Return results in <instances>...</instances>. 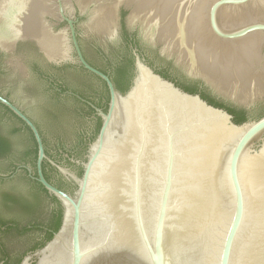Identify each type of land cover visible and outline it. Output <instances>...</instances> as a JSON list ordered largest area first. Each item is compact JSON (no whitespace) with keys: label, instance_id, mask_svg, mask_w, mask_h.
I'll return each instance as SVG.
<instances>
[{"label":"water","instance_id":"obj_1","mask_svg":"<svg viewBox=\"0 0 264 264\" xmlns=\"http://www.w3.org/2000/svg\"><path fill=\"white\" fill-rule=\"evenodd\" d=\"M124 30L145 59L130 45L133 77L123 93L87 59L108 67L99 49L115 58ZM27 38L46 61L74 63L107 86L106 111L65 92L101 118L85 159L73 160L81 176L46 154L24 112L35 115L57 102L27 45L15 51ZM0 49L7 54L0 92L10 99L0 94V103L29 127L37 147L35 169L19 164L15 172L25 167L62 207L58 229L34 251L24 253L41 232L8 237L9 256L23 255L18 264H264V0H0ZM148 63L181 82L200 85L201 79L209 94L245 109L249 118L236 123L225 108L183 90ZM70 78L99 97L98 79L77 68ZM60 98L72 109L62 125L74 146L75 133L95 122L79 115L83 105L74 98ZM0 120L17 126L1 105ZM43 160L76 190L46 180ZM8 168L0 157V174ZM18 180L22 189L35 188Z\"/></svg>","mask_w":264,"mask_h":264},{"label":"trees","instance_id":"obj_2","mask_svg":"<svg viewBox=\"0 0 264 264\" xmlns=\"http://www.w3.org/2000/svg\"><path fill=\"white\" fill-rule=\"evenodd\" d=\"M130 45L136 46L139 49L138 43L135 38L130 36L128 32L124 30V43L122 48L119 50L117 55L114 57L105 54L102 50L99 49L100 54L104 57L108 63V67L100 66L92 61H87L98 69L102 70L105 73H108L116 89L120 92H125L130 84L133 77V56L131 54ZM116 51L115 48L112 49ZM141 52V50H140ZM154 67L155 71L160 73L163 77L168 78L175 82L176 85L180 86L183 90L189 93H199L200 96L208 101V103L213 104L218 107L225 108L229 113L233 115V120L236 123H241L247 120L249 117L245 109H237L228 104L222 103L217 100L214 96L209 94V92L204 87L198 86L196 83L181 82L171 77L165 69L155 67L153 64L149 63ZM35 69L40 74H47L52 76L56 82H58L60 87V92H54L55 99L57 102L45 104L38 114L32 115L30 117L36 124L42 141L45 147L46 154L51 158L57 161L58 164L71 165L75 168L76 174L81 176L83 168L80 164H76L69 160V157L83 158L85 159V154L88 148V144L95 138L98 133L99 127L101 125L100 116L96 115L94 108L86 102H82L79 99L70 96L68 94H62L65 90H71L81 97L89 100L95 106L101 108L103 111H106L109 94L105 82L98 76L86 71L81 66L79 70L85 74L92 76L98 79L101 82V90L99 97L91 93H85L83 89L76 88L70 82V71L72 68L69 64H66L60 68H54L53 71H50L46 68L38 67L37 63L34 64ZM38 67V68H37ZM62 98H74L83 105L82 112H79L81 117H88L95 122L93 128L90 131L81 129L75 133V142L76 144L68 145L67 139H69L70 133L62 125V121L66 119V113L72 112V109L67 106L65 102L60 101ZM4 109L14 117L17 122V126H6L4 122L0 120V157H4L9 162V168L6 170V174H12L14 168L17 164L29 165L33 170L35 169V160L37 156V147L34 136L29 129V127L23 123V121L18 118L11 110L6 106L2 105ZM81 110V109H80ZM263 114H260L256 117H260ZM54 142L52 144L51 142ZM58 149H62L60 152ZM63 153H68L66 156L62 155ZM65 161V162H62ZM42 171L46 180H48L53 185L57 186L60 189L73 193L76 190L77 185L70 180L64 179L61 173L51 164L44 161L42 162ZM21 179H27L29 182L35 184V188L29 187L28 189H22L18 185H12L9 187L8 184H4V180L0 179V226H6V228L0 230V250L2 251V259H4V264H18L23 255L17 257H10L6 251V242L10 235L12 236L13 232L25 233L28 232V227H26V222L28 224V214H35L38 209L41 207L40 212H47L48 224L50 231L47 233L44 241H41L38 244H34L29 250H35L41 247L44 242L51 238L53 232H55L61 222L62 207L60 202L56 199L55 196L48 194L47 190L38 182L30 181L26 177V172L24 170L23 174H17ZM19 184V183H18ZM40 193H43L46 198L50 200L52 206H46L45 201L40 196ZM39 201V202H38ZM47 208V209H46ZM25 223L23 227H18L19 224ZM35 225L38 223L35 221ZM19 228V229H18ZM26 250L24 253H27ZM1 260V259H0Z\"/></svg>","mask_w":264,"mask_h":264},{"label":"flooded vegetation","instance_id":"obj_3","mask_svg":"<svg viewBox=\"0 0 264 264\" xmlns=\"http://www.w3.org/2000/svg\"><path fill=\"white\" fill-rule=\"evenodd\" d=\"M62 20V19H61ZM60 21V20H59ZM64 21V20H63ZM76 38H77V40H78V43H79V45H80V47H81V44H80V41H79V36H78V34H77V32H76ZM22 44H25V45H27V48L30 50V53H31V56L34 58V59H36V60H38L39 61V64L40 65H43V66H48V67H54V68H60V67H62V66H64V65H66V64H69L70 65V67L72 68V69H75V68H77V69H79V66L78 65H76V64H74V63H71V62H63V63H60V64H54V63H51V62H48V61H46L44 58H43V56L41 55V53L39 52V50H38V48H37V46L35 45V43L32 41V40H29L28 38L27 39H24V40H20L18 43H17V45H16V47H15V51L20 47V45H22ZM81 49H82V47H81ZM139 50V53L142 55V57L145 59V57H144V55H143V53L142 52H140V48L138 49ZM31 51H33L34 53H32ZM72 52H73V50H71ZM82 51H83V49H82ZM2 55H7L6 54V52L4 51V50H2V49H0V66H1V56ZM4 63H5V66L7 67V63H6V61H4ZM35 64V63H34ZM38 63H37V65H38V67H41L40 65H39ZM149 64V63H148ZM150 65V64H149ZM26 66V65H25ZM35 66V65H34ZM37 67V68H38ZM153 67V66H152ZM154 68V67H153ZM36 72H38L36 69H34ZM0 71H1V68H0ZM26 71H27V66H26ZM38 74L47 82V85H48V87H49V89L54 93V92H60V87H59V84H58V82H56L55 80H54V78L52 77V76H49V75H47V74H40L39 72H38ZM194 79V78H193ZM196 80H198V81H200L199 83H200V85H198V86H200V87H204V88H206L205 86H206V84L201 80V79H196ZM205 85V86H204ZM67 91H70V92H73V91H71V90H65V91H63L62 92V94L64 95V94H68V95H70V96H73V97H75V98H77L75 95H73V94H69V93H65V92H67ZM73 93H75V92H73ZM0 94L1 95H3V96H5L6 98H8L6 95H4V94H2L1 92H0ZM75 94H77V93H75ZM55 95V94H54ZM79 95V94H78ZM84 98V97H83ZM9 99V98H8ZM78 99V98H77ZM85 99V98H84ZM10 100V99H9ZM80 100V99H79ZM87 100V99H86ZM12 101V100H11ZM81 101V100H80ZM87 101H89V100H87ZM82 102H84V101H82ZM90 102V101H89ZM0 105L2 106L3 104H1L0 103ZM3 107V106H2ZM4 108V107H3ZM22 109V108H21ZM23 110V109H22ZM24 111V110H23ZM29 117H30V113H27L26 111H24ZM31 118V117H30ZM32 119V118H31ZM60 152L62 151V149H58ZM68 153H63L62 155H67ZM76 159H78V160H83V158H75V157H72V156H70L69 157V160L70 161H72V162H75V161H73V160H76ZM52 160H54V159H52ZM44 161H46V160H43L42 162H44ZM55 162H57L56 160H54ZM66 161V160H65ZM65 161H62V162H65ZM47 162V161H46ZM21 165H25V164H22V163H20ZM19 164H17L16 165V167L14 168V170H13V172H12V174H6V173H4V174H0V179H3L4 180V184H5V186H6V184H8L9 185V187H11L12 185H18V183H19V180H18V175L17 174H23L24 173V170H25V172H26V177L30 180V181H33V182H38V181H36L35 179H32V178H30L28 175H27V171H26V169H25V167H21L20 168V171H18V172H15V169L17 168V166H18ZM25 166H29V165H25ZM39 183V182H38ZM49 194V193H48ZM39 202V201H38ZM42 205H43V203H42ZM42 205H41V207L38 209V211L36 212V215L35 214H28V224H27V222H26V224L25 223H21V225L19 224V228L20 227H23V226H25L26 225V227H28V232H30V231H38V232H41V238H40V240L39 241H37L35 244H38V243H40L41 241H44V239H45V237H46V235H47V233L51 230L50 229V227L48 226V224H45L46 222H48V217L46 216V218H44V219H37L39 216H41L42 214H43V212H40L41 211V209L43 208L42 207ZM37 222L38 224L37 225H35V223L34 222ZM25 224V225H24ZM8 225H6V226H0V230L1 229H4V228H6ZM18 228V229H19ZM1 235V234H0ZM32 247V246H31ZM32 251H34V250H32ZM31 250H28V252H32ZM0 262H2L3 264H4V259H1L0 260Z\"/></svg>","mask_w":264,"mask_h":264}]
</instances>
